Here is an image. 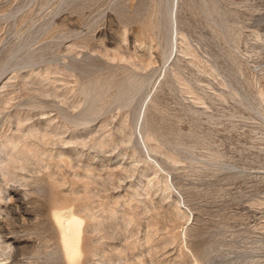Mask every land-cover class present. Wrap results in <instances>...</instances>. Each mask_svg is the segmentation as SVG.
<instances>
[{"label": "rangeland", "instance_id": "rangeland-1", "mask_svg": "<svg viewBox=\"0 0 264 264\" xmlns=\"http://www.w3.org/2000/svg\"><path fill=\"white\" fill-rule=\"evenodd\" d=\"M252 1L0 0V264H264Z\"/></svg>", "mask_w": 264, "mask_h": 264}, {"label": "bare ground", "instance_id": "bare-ground-1", "mask_svg": "<svg viewBox=\"0 0 264 264\" xmlns=\"http://www.w3.org/2000/svg\"><path fill=\"white\" fill-rule=\"evenodd\" d=\"M211 6H213V5H211ZM248 11L249 12L252 11L253 15H255V16H253V18L249 19V21H251L254 25H253V27H251V28H253V32H252L253 34L249 33L250 36H247L248 38H250L249 40L252 44H250L249 47L246 46V49H245V52L247 54H249L248 58L246 59V67L251 70L252 76L254 78V83H259V84L261 83V86L264 88V0H253L252 3L248 5ZM206 13L208 14V16H211L210 18H212V21H211L212 22V28L214 29V31L218 35V37L219 36L225 37L227 26H228L227 20H228V16L230 15V11L225 10L223 8V6L215 5V6H213L212 10L209 7L206 8ZM247 27H249V26H247ZM234 31H236V30H234ZM232 36H233V34H232ZM232 45L233 46L236 45V42L232 41L231 46L229 45V47H232ZM208 62H211L212 65H210ZM204 66H205V68H204L205 74H211L214 72L217 73V71L219 69L217 60H214V61L206 60ZM240 71L242 72V70H240ZM134 82H136V81L134 80ZM225 83H226V86L231 88L232 91L242 89V87H239V86L237 87V85H241V84L244 85L245 84L244 82H241L238 79L232 80L231 83H230V80H228V81L225 80ZM213 89H215V88H213ZM258 97H259L258 100L263 102V105H261V106L260 105H256V106L253 105L252 103H250L251 99L247 98L248 104H250L252 106L251 111H256L257 114H259L263 111L264 92L258 93ZM253 100H256V98H253ZM245 116H246L245 118L252 119V115H250V114L249 115L247 114ZM260 120H262V119H260ZM261 122H263V121H261ZM211 159L217 160V157L212 156ZM230 167L234 168L232 166H230ZM73 213L70 215H67V216L62 215V214H56L55 215V222L57 223V225L61 229V236H62L61 237L62 238L61 243H63L65 253L71 258H78V256H80L81 252H82L81 246H82V241H83L82 240L83 239V231H84L83 225H84L85 220L83 221V219H81L80 217L76 216ZM53 217H54V215H53ZM199 257L200 256H198V258ZM202 259L203 258H201V260ZM199 261H200V259H199Z\"/></svg>", "mask_w": 264, "mask_h": 264}]
</instances>
